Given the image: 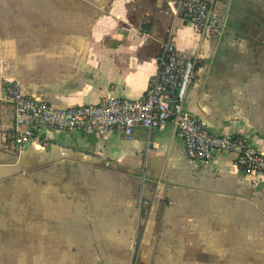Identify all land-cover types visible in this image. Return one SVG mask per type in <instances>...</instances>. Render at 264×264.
<instances>
[{"label": "crops", "instance_id": "0c3cea01", "mask_svg": "<svg viewBox=\"0 0 264 264\" xmlns=\"http://www.w3.org/2000/svg\"><path fill=\"white\" fill-rule=\"evenodd\" d=\"M177 1L0 0V264H264V178L231 153L188 159L173 123L10 147L5 82L58 108L139 99L174 30L197 61L186 110L264 154V0H202L213 37Z\"/></svg>", "mask_w": 264, "mask_h": 264}, {"label": "built area", "instance_id": "2783aa9c", "mask_svg": "<svg viewBox=\"0 0 264 264\" xmlns=\"http://www.w3.org/2000/svg\"><path fill=\"white\" fill-rule=\"evenodd\" d=\"M174 19L187 22L201 37L220 35L212 6L202 0H178ZM173 36L174 30L163 44L157 71L146 94L139 99L108 94L97 104L58 108L26 96L19 82H5L4 101L15 110L10 147L23 151L34 144L44 145L52 131L102 135L120 131L126 139H131L138 127L150 135L173 123L188 159L207 164L217 154L231 153L238 169L264 178L263 153L235 134H213L201 118L186 110L188 92L196 79L197 61L177 49Z\"/></svg>", "mask_w": 264, "mask_h": 264}]
</instances>
